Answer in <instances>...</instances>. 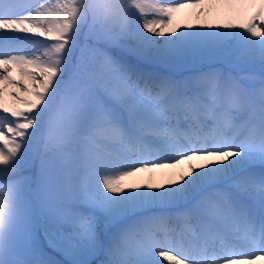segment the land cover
Here are the masks:
<instances>
[{"label":"snow or ice","instance_id":"6c2138e0","mask_svg":"<svg viewBox=\"0 0 264 264\" xmlns=\"http://www.w3.org/2000/svg\"><path fill=\"white\" fill-rule=\"evenodd\" d=\"M41 234L65 264L264 261V0H0V264H61Z\"/></svg>","mask_w":264,"mask_h":264},{"label":"bare ground","instance_id":"6f19581e","mask_svg":"<svg viewBox=\"0 0 264 264\" xmlns=\"http://www.w3.org/2000/svg\"><path fill=\"white\" fill-rule=\"evenodd\" d=\"M207 6V5H205ZM191 13V14H190ZM177 21L183 23V22H191L194 24H199L201 22H203L204 18L200 17L199 19L197 18V16L195 15V13L193 12V10H183L182 12L177 14ZM208 20L210 22H218L214 17H209ZM81 43H83V36H81ZM199 67V65H197ZM177 69H185V67L182 68H165V67H152L148 70L150 71H155L157 73H159L160 75H164V76H171L174 79H182L184 76L189 75L190 73H192L193 69H187V70H179V73H175V71ZM205 71L209 70L208 68H204ZM220 71H222L224 74L225 72L223 71V69H218ZM247 73L246 71L241 73V74H245ZM227 75V74H225ZM12 77L13 79L17 80V81H21V77L16 73L15 70L12 71ZM8 89L11 91H17L16 89H12L10 86H8ZM6 102L9 105H13L15 102L12 100L11 97H6ZM169 171L168 169H156L153 170L152 172H141V173H137L135 176L133 177H128L125 178L121 183L122 185L127 188L129 185H132L134 183H148V182H153V183H163L166 182L167 179L169 178ZM25 175H28L29 173L25 172ZM40 240H41V244L43 247V250L52 257V259L61 262V264H65L66 262V257H64L61 253L55 251L52 252L51 248H49L47 246V242L44 241L43 239V235L41 234L40 236Z\"/></svg>","mask_w":264,"mask_h":264},{"label":"rangeland","instance_id":"374dc122","mask_svg":"<svg viewBox=\"0 0 264 264\" xmlns=\"http://www.w3.org/2000/svg\"><path fill=\"white\" fill-rule=\"evenodd\" d=\"M196 67L199 68L198 66H196ZM214 67H215L216 69H217V68H222V69H224L225 74H228V72L231 71V74H232V75H237L238 71H242V70H246V69H247V68H244V67L229 69L227 66L222 65V64H216V65H214ZM187 69H192V68H191V67H187V68H185V69H177V70L175 71V73H179V70L184 71V70H187ZM232 71H233V72H232ZM51 251H52V252H55L53 249H51Z\"/></svg>","mask_w":264,"mask_h":264}]
</instances>
